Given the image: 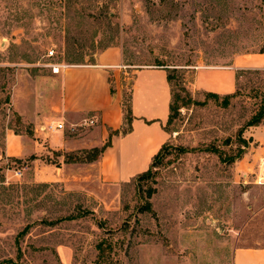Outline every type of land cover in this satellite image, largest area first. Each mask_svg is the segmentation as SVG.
Instances as JSON below:
<instances>
[{"label": "rangeland", "instance_id": "rangeland-1", "mask_svg": "<svg viewBox=\"0 0 264 264\" xmlns=\"http://www.w3.org/2000/svg\"><path fill=\"white\" fill-rule=\"evenodd\" d=\"M110 46L128 69L161 63L170 75L178 110L149 174L109 183L73 164L51 180L61 153L9 154L12 138L45 140L18 113L17 87ZM260 50L264 0H0V262L98 264L105 240L110 264H232L236 247L264 246V184L243 138L264 103V68L237 69L225 106L193 85L196 67ZM129 92L124 82L122 104Z\"/></svg>", "mask_w": 264, "mask_h": 264}, {"label": "crops", "instance_id": "crops-1", "mask_svg": "<svg viewBox=\"0 0 264 264\" xmlns=\"http://www.w3.org/2000/svg\"><path fill=\"white\" fill-rule=\"evenodd\" d=\"M130 67L123 62L120 48L110 46L98 52L92 62L68 64L58 73L50 72L31 79L29 85L18 86L16 94L23 91L25 99L16 109L45 140L12 138L8 141V148L13 149L9 154L19 158L33 154L32 161H38L44 150L61 153L57 156L60 165L51 161V180L65 179L66 166L73 164L90 167L97 178L109 183L127 181L145 172L153 156L169 140L165 124L170 113L171 87L164 66ZM247 67L264 68V52L235 56L224 66L196 67L193 85L199 90L229 94L235 88V71ZM124 82L130 90L132 119L129 131L121 133ZM84 119L95 123L75 132L69 130L71 124L78 125ZM60 121L65 123L63 130H41L47 122ZM243 138L247 141L244 159L251 160L259 173L264 169V120L248 126ZM106 142L109 144L93 160L66 161L62 157L63 153L87 151ZM232 264H264V246L236 247Z\"/></svg>", "mask_w": 264, "mask_h": 264}, {"label": "trees", "instance_id": "trees-1", "mask_svg": "<svg viewBox=\"0 0 264 264\" xmlns=\"http://www.w3.org/2000/svg\"><path fill=\"white\" fill-rule=\"evenodd\" d=\"M19 1V0H16ZM259 52H264L263 50H260ZM157 65H161V63H158ZM167 77L170 83V75L167 73ZM232 96V94H225L222 96V104L223 106L227 105L229 102L230 97ZM206 97L207 98H213L214 100H217L218 98H220L221 96L217 93L214 92H207L206 93ZM123 107V117H124V124L123 127L121 128L120 132L121 133H126L129 131L130 129V122L132 119V115H131V108H130V102L128 100V103L122 104ZM178 107L175 104V101L173 100V95H172V91H171V104H170V113H169V117H168V122L174 117L175 112H177ZM264 120V103L262 104L261 109L251 117V119L246 123V126H251V125H258L261 122H263ZM124 125H126V127H124ZM118 132V130L116 131ZM109 144V142L104 143L101 147H96L87 151H84L86 154L84 157H74L72 156L73 153H66V157L67 160L69 161H90L95 159L102 151L103 149ZM165 144L161 147V149L157 152V154H155L152 158L151 164L149 166V168L137 175L138 178L140 177H144L147 176L150 172L151 167L155 164V162H157L160 158L161 155V151L163 150ZM215 152H218L216 149H214ZM242 150H239V152L237 153L236 156H231L230 158H228V161H234V159L236 157H239L242 154ZM220 155V154H219ZM221 156V155H220ZM73 218L72 216H67L64 218H60L59 220L62 219H71ZM53 223V222H51ZM29 225H26L18 234H17V242H18V238H20L21 236H23L26 231L28 230ZM97 251H98V255H97V263L98 264H110L111 261L108 258L109 254L113 251V245L111 242L108 241H101L96 245ZM9 261V260H6ZM0 264H2V261L0 262Z\"/></svg>", "mask_w": 264, "mask_h": 264}, {"label": "built area", "instance_id": "built-area-1", "mask_svg": "<svg viewBox=\"0 0 264 264\" xmlns=\"http://www.w3.org/2000/svg\"><path fill=\"white\" fill-rule=\"evenodd\" d=\"M53 51L50 50L47 54L48 57L53 56ZM68 64L66 63H50L48 66L51 68V71L53 73H58L61 68L66 67ZM95 121L93 119H84L80 124H71L69 126V130L71 132H75L78 128L86 127L93 125ZM65 128V123L60 122H47L44 126L41 127V130H44L46 133H52L57 130H63ZM262 164L264 165V160L262 161ZM16 175H19V172H16ZM257 183H264V169L261 170L257 176L256 179Z\"/></svg>", "mask_w": 264, "mask_h": 264}]
</instances>
